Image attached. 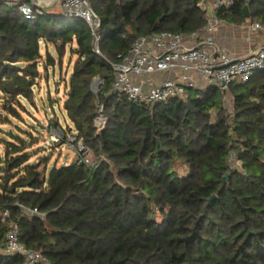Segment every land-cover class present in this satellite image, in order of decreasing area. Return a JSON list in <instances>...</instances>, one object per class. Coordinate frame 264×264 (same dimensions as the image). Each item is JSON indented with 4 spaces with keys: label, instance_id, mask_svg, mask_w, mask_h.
Instances as JSON below:
<instances>
[{
    "label": "trees",
    "instance_id": "obj_1",
    "mask_svg": "<svg viewBox=\"0 0 264 264\" xmlns=\"http://www.w3.org/2000/svg\"><path fill=\"white\" fill-rule=\"evenodd\" d=\"M200 1L91 0L101 18L99 53L81 17L27 19L18 3L0 4L3 121L22 120L26 103L36 105L40 65H55L49 44L60 61L71 44L78 58L63 109L99 161L95 168L75 160L41 170L46 157L30 162L26 140L6 134L0 142V264H24L22 256L3 251L11 222L48 264H264V71L233 83L232 112L213 86L155 104L112 91L111 62L118 54L140 35L201 29L207 18ZM246 2L217 15L243 21ZM250 8L252 19L264 24V0H252ZM95 76L105 80L100 101L109 116L100 131L93 126ZM233 156L242 170L232 166Z\"/></svg>",
    "mask_w": 264,
    "mask_h": 264
},
{
    "label": "built area",
    "instance_id": "obj_2",
    "mask_svg": "<svg viewBox=\"0 0 264 264\" xmlns=\"http://www.w3.org/2000/svg\"><path fill=\"white\" fill-rule=\"evenodd\" d=\"M237 1L201 0L199 4L206 11L207 22L197 31H161L136 37L129 50L119 53L118 59L111 62L114 70L112 91L124 94L132 101H148L155 104L173 97L184 98L189 88L205 89L213 86L220 90L224 106L232 112L233 83H246L258 72L264 71V41L240 56L230 55L224 47L213 44L210 40V47L195 41L204 34L214 32L220 22L217 15L219 9L228 8ZM16 3L27 19H35L38 14H43L30 3ZM87 4H91V0L62 1L65 15L81 17L92 28L93 49L99 53L100 36L98 32L95 33L97 19ZM250 28L257 30L264 28V25L255 22L250 24ZM163 73L166 76L159 77ZM104 83L105 80L101 76H95L91 82V91L96 98L93 126L97 131L105 129L109 121L105 105L100 101ZM49 138L53 143L61 142L74 150L78 164L90 168L98 166L99 161L91 157V148L75 129L64 132L57 126L51 129ZM238 161L240 163L237 159ZM26 210L45 217V213L36 208ZM8 215L9 211H4L3 219ZM3 251L22 256L24 264H48L40 251L29 248L20 240V230L15 222L10 223L5 234Z\"/></svg>",
    "mask_w": 264,
    "mask_h": 264
},
{
    "label": "rangeland",
    "instance_id": "obj_3",
    "mask_svg": "<svg viewBox=\"0 0 264 264\" xmlns=\"http://www.w3.org/2000/svg\"><path fill=\"white\" fill-rule=\"evenodd\" d=\"M73 45L75 47V42ZM49 50L55 58V65L48 66V68H43L40 65L42 76L39 78L38 86L35 87L36 105L26 103L27 111L22 113V120L12 118L10 122L3 121L2 106L4 102L0 93V142L8 132L12 133L13 137L15 134L21 135L29 145L27 151L31 155L30 162H37L42 157H46L47 161L40 165L41 170H44L45 167L50 170L54 165H68L77 157L74 150L61 142L53 143L49 136L51 129L57 128V126L64 132L74 129L70 128L72 124L65 115L63 103L66 99L73 66L78 56L71 51V44L65 48L61 61L55 44H49ZM45 58L44 51L43 62ZM3 147L4 145L0 143V149ZM91 157L96 159L92 149ZM231 163L232 166L242 170L241 163L237 162L234 156ZM176 168L180 173L186 171V166L180 162L176 163ZM156 218L160 220V214H157Z\"/></svg>",
    "mask_w": 264,
    "mask_h": 264
},
{
    "label": "crops",
    "instance_id": "obj_4",
    "mask_svg": "<svg viewBox=\"0 0 264 264\" xmlns=\"http://www.w3.org/2000/svg\"><path fill=\"white\" fill-rule=\"evenodd\" d=\"M255 22L258 21H254L251 16L250 18L245 17V20L240 22L220 18V22L213 33L204 34L198 37L195 42L210 47L212 46L208 45V40H210L213 44L224 47L230 55L240 56L247 53L251 47L260 45L264 41V28L257 30L250 28V24ZM42 45L44 46V44ZM165 76L164 73L159 75L161 78Z\"/></svg>",
    "mask_w": 264,
    "mask_h": 264
},
{
    "label": "water",
    "instance_id": "obj_5",
    "mask_svg": "<svg viewBox=\"0 0 264 264\" xmlns=\"http://www.w3.org/2000/svg\"><path fill=\"white\" fill-rule=\"evenodd\" d=\"M62 1L63 0H0V4L3 2H27L30 3L32 7L39 9L43 12V14L47 15H64V9L62 7ZM252 0H247V3L243 6V14L246 18H250L251 11H250V3ZM95 18L97 19V26L95 28V33L98 32L100 25H101V18L99 15H97L92 7L91 4H87ZM94 38V37H93ZM94 41V39H93ZM93 45V42H92ZM160 142V140H159ZM161 143V142H160ZM216 198V195H213L209 199V203L213 201V199ZM73 230H70L72 232Z\"/></svg>",
    "mask_w": 264,
    "mask_h": 264
}]
</instances>
